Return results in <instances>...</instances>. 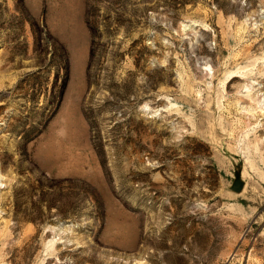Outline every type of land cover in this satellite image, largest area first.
I'll list each match as a JSON object with an SVG mask.
<instances>
[{"label":"rangeland","instance_id":"rangeland-1","mask_svg":"<svg viewBox=\"0 0 264 264\" xmlns=\"http://www.w3.org/2000/svg\"><path fill=\"white\" fill-rule=\"evenodd\" d=\"M0 264H264V0H0Z\"/></svg>","mask_w":264,"mask_h":264},{"label":"water","instance_id":"water-1","mask_svg":"<svg viewBox=\"0 0 264 264\" xmlns=\"http://www.w3.org/2000/svg\"><path fill=\"white\" fill-rule=\"evenodd\" d=\"M243 187H244L243 182L240 179H236L233 182L231 189L234 192L240 193L243 190Z\"/></svg>","mask_w":264,"mask_h":264}]
</instances>
